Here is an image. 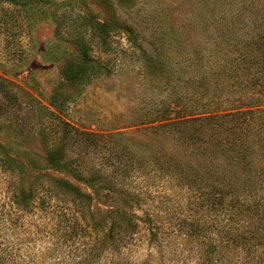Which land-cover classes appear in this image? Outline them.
<instances>
[{
    "label": "rangeland",
    "instance_id": "obj_1",
    "mask_svg": "<svg viewBox=\"0 0 264 264\" xmlns=\"http://www.w3.org/2000/svg\"><path fill=\"white\" fill-rule=\"evenodd\" d=\"M89 14L109 24L107 45ZM263 30L264 0L0 1V264H161L146 262L150 227L177 247L165 264H264V153L204 157L235 127L177 117L184 104L251 109L242 129L260 135L264 105L241 104L261 96L234 59L236 39ZM81 39L96 72L66 83L59 67ZM223 164L242 204L263 202L236 243L200 258L232 209L207 216L203 236L183 233Z\"/></svg>",
    "mask_w": 264,
    "mask_h": 264
},
{
    "label": "trees",
    "instance_id": "obj_2",
    "mask_svg": "<svg viewBox=\"0 0 264 264\" xmlns=\"http://www.w3.org/2000/svg\"><path fill=\"white\" fill-rule=\"evenodd\" d=\"M4 1V0H0ZM85 20V19H84ZM88 24L85 25L88 30L90 37L101 41V45H107V37L110 26L106 22H100L92 17L91 14L88 16ZM245 36L241 37L244 38ZM236 39V38H235ZM236 42L242 43L241 49L236 51L235 61H240L244 64L243 72L240 76L234 75L235 78L243 79L242 83L246 88L251 87L255 95L260 97L254 98L251 96L253 102L242 103L241 105L249 108L255 106L264 105V30L258 31L252 34L249 39H236ZM77 53L74 57L66 58L63 60L59 67V75L61 79L66 83H76L87 75H92L96 72L95 67L97 66L93 57H91L92 47L91 44L81 39L77 42ZM96 62V63H95ZM103 69H100V71ZM257 87L259 89H257ZM256 89V91L254 90ZM250 90V89H249ZM263 98V99H262ZM56 107L55 105H53ZM241 106L236 105L234 109H239ZM216 108L212 110V114L203 116V111L194 113L195 110L191 111L187 104H184L179 109V115L177 117L183 118L185 116L198 115V117L191 119V121L198 122L202 125L201 128L207 127L206 125L219 127L223 123H230V126H234L235 130L227 131L223 137L217 138V142L213 144L211 153L206 156H212L213 158L223 159H254L256 152L260 150V153H264V127L258 137H248L249 130L242 129L244 126H249V121L245 117L247 113H251V109L244 111L226 112L224 114H215ZM264 113V109L260 110ZM183 121V123L191 122ZM241 128V129H239ZM230 132V133H229ZM201 156V155H199ZM202 157V156H201ZM224 164L218 167L213 177H209L208 181L211 186L209 192L202 193L198 197V217L197 222L194 225H189L187 230L184 231V227L179 228V234L183 231V236H186L189 232L190 236H203L202 223L203 220L211 213H218L225 209H232L233 213L230 218L227 219L228 232L224 237L211 239L209 243L202 241L198 246L200 248L199 257L206 256L207 253H215L221 248L230 246L233 242H237L238 233L244 227L248 219L251 216L256 215L259 207L262 205V199H252L249 204L241 203L238 199V193L232 188L231 179H227L225 176L230 172L224 169ZM238 171L244 170L248 165L242 162L236 163ZM126 219L131 220L130 216L124 215ZM225 226V227H227ZM186 228V227H185ZM163 230V229H162ZM147 231L152 235V239L147 242V261L146 262H158V259L162 261L161 264H165L166 260L163 259L165 256L166 248H172L174 246L173 241L165 239L163 233L160 231V227L147 228ZM177 231V230H176ZM175 231V232H176ZM162 235L164 237H162ZM185 244L187 241H183ZM184 243L181 245L185 246ZM180 245V244H178ZM207 246V247H206ZM172 252L177 251V247L174 246ZM206 248V249H204ZM162 255V256H161ZM172 261L174 264L175 259H169L168 262ZM189 258L182 257V262H188Z\"/></svg>",
    "mask_w": 264,
    "mask_h": 264
}]
</instances>
